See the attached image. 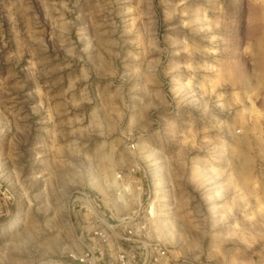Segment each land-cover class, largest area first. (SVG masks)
<instances>
[{
  "label": "rangeland",
  "instance_id": "1",
  "mask_svg": "<svg viewBox=\"0 0 264 264\" xmlns=\"http://www.w3.org/2000/svg\"><path fill=\"white\" fill-rule=\"evenodd\" d=\"M131 169L164 264H264V0H0V264H84Z\"/></svg>",
  "mask_w": 264,
  "mask_h": 264
},
{
  "label": "built area",
  "instance_id": "2",
  "mask_svg": "<svg viewBox=\"0 0 264 264\" xmlns=\"http://www.w3.org/2000/svg\"><path fill=\"white\" fill-rule=\"evenodd\" d=\"M134 148V145H131ZM136 169H131L129 175L122 176L116 173L113 195L115 198V207L117 209H107L109 218H105L106 213H100L97 210V203L90 195L81 192V199L76 197L80 204H75L77 211L84 215L81 217V223H78L80 245L83 250L77 253L73 258L84 264H94L95 259L106 255L113 257L117 264H164L167 257L166 248L153 237L151 226L157 217V203L154 198V189L148 187L144 191L143 185L135 177ZM131 189V190H129ZM138 194V202L135 210L131 213L122 212L126 203L132 201L130 196ZM131 200V201H130ZM119 216L118 221L113 222L112 213ZM86 215V216H85ZM122 227L119 233L114 232L116 227ZM117 235L115 244H109L110 234ZM97 238L103 245L96 248L92 244V239Z\"/></svg>",
  "mask_w": 264,
  "mask_h": 264
},
{
  "label": "bare ground",
  "instance_id": "3",
  "mask_svg": "<svg viewBox=\"0 0 264 264\" xmlns=\"http://www.w3.org/2000/svg\"><path fill=\"white\" fill-rule=\"evenodd\" d=\"M115 175H116V173H115ZM115 175H114V179L112 180V182H111V188H112V185H114V184H116L115 183ZM129 190H131V189H129ZM132 200H138V194L136 195V197L134 198V199H132Z\"/></svg>",
  "mask_w": 264,
  "mask_h": 264
}]
</instances>
